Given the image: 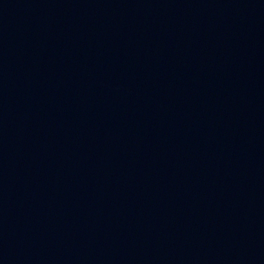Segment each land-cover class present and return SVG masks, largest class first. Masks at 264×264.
I'll use <instances>...</instances> for the list:
<instances>
[{
  "label": "water",
  "instance_id": "obj_1",
  "mask_svg": "<svg viewBox=\"0 0 264 264\" xmlns=\"http://www.w3.org/2000/svg\"><path fill=\"white\" fill-rule=\"evenodd\" d=\"M0 264H264V0H0Z\"/></svg>",
  "mask_w": 264,
  "mask_h": 264
}]
</instances>
